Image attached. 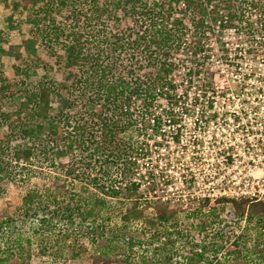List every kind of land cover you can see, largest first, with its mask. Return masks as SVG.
<instances>
[{
    "label": "trees",
    "instance_id": "16d2710c",
    "mask_svg": "<svg viewBox=\"0 0 264 264\" xmlns=\"http://www.w3.org/2000/svg\"><path fill=\"white\" fill-rule=\"evenodd\" d=\"M10 1L16 8L23 5L35 12L32 19L36 20L33 21L36 31L23 37L17 47H25L27 52L40 57L42 44L61 46L63 53L57 55L56 62L64 61V68L69 71L71 79L66 76L61 82L62 90L71 97L69 107L73 105V99L92 105V119L95 120L94 127L97 126V129H90V123L73 125L70 115L63 117L59 112L53 115L52 102L59 89L52 88L55 85L47 81L31 87L14 109V99L21 94L25 82L0 76V99L5 108L0 112V118L9 117L5 120L7 133L0 137V167H3V156L10 152L11 143L30 135L32 125L45 135L47 142L14 148V160L32 163L39 151L50 153L54 160L65 158V161H58L59 166L66 168L64 182L46 190L39 186L28 189L21 203L24 216L36 218L43 214L40 219L47 221L45 213L49 206L56 205L53 215L62 211L68 219H81V222L119 218V226L101 229L92 236L93 240L97 236L102 240L99 243L101 249L90 253L89 264H175V254L166 250V246H173L177 239H187L180 227L181 212L187 219H198L203 231L213 215L224 213L240 219V226L244 220L246 225L255 222L264 230V200L226 196L197 198L183 207L175 202L174 195L163 199L159 192L161 183L162 186L171 183V179L163 176H170L169 170L175 167L172 164H178L186 152L181 148L185 137L182 127L200 120L217 119L220 111L216 105L227 104L224 97L229 93L240 94L244 88H251L250 97L243 100L244 106L257 108L262 105L259 93L263 85L249 86L247 79L257 73L264 74V63L261 62L264 60V23L261 22L258 29H254L252 22L247 23L243 9L237 5L240 0H221L224 7L220 6V0L211 4L212 7L207 0H155L153 3L144 0H104L99 3L92 0L90 11L83 15L98 25V31L107 32V20L117 22V29L107 34L104 45V41L97 40L96 43L94 40L95 44L85 37L75 23L73 26L62 24L56 4L72 3L71 15L74 17L79 14L74 0ZM248 1L255 15L264 21V0ZM122 5L126 16L144 15L150 28L141 33L128 32L125 22L119 23L118 12ZM222 8L227 10L226 13ZM238 30L245 33L246 39L244 44L236 43L240 53L232 54L228 42L221 36L231 31L234 39ZM232 43L235 44L234 40ZM219 60L226 65L221 67ZM247 62L249 66L244 67ZM181 66L184 73L179 69ZM228 70L230 79L237 72L245 75L241 81L219 84L215 75L219 73L226 77ZM259 79H263V75ZM252 96L253 101L250 100ZM48 119L59 124L58 127L49 129ZM129 129H133L135 138L127 136ZM170 141L177 146L171 148ZM161 149L166 152L162 157L164 165L159 167L156 152ZM111 168L117 170V175L110 173ZM97 169L98 175H93ZM104 175L109 177L104 178ZM68 176L71 181L79 182L78 189H69L65 183ZM74 182L71 186H75L77 182ZM149 209L154 214H149ZM3 219V224H9L13 218L8 215ZM140 219L156 228L152 238L165 240L150 256L142 253L141 259L134 261V248L140 242L132 235L127 239V234L129 223ZM241 235L235 236L234 247L240 246ZM223 248L222 239L221 242L213 237L209 241L204 239L202 243L194 244L182 264H236L238 249L230 252L233 254L231 260L222 261L219 253ZM84 250L81 247L74 255L79 256ZM11 260L14 264L20 261L18 257Z\"/></svg>",
    "mask_w": 264,
    "mask_h": 264
},
{
    "label": "rangeland",
    "instance_id": "374dc122",
    "mask_svg": "<svg viewBox=\"0 0 264 264\" xmlns=\"http://www.w3.org/2000/svg\"><path fill=\"white\" fill-rule=\"evenodd\" d=\"M98 1L99 3H103L104 0ZM144 1L153 3L155 0ZM74 2L77 4V11H79V14H77L78 16L74 17L71 15L74 10V5L72 3H67L64 6L59 3L58 5L56 4L58 12L60 11L58 17L60 20L63 19V25L69 24L73 26L75 23L77 28L83 30L85 37L92 42L96 40V43L98 42L97 40H100V42L104 41V39L107 38V34H110V32L116 28V21L107 20L109 26L105 28L107 32H104L106 35V37H104L105 35L103 32L97 30L98 25L88 21L83 15L84 12L90 11L89 9H91L90 7L93 1L74 0ZM207 2L208 5L210 4V7H212L211 4L218 2V0H207ZM219 3L221 7H224V3L221 0ZM237 3L238 7L242 8V12L245 13L246 22H252L255 25L254 29L260 28L261 22L264 23V21L258 18L259 15H255L249 1L240 0ZM222 10L223 13L227 11L224 8H222ZM125 13L126 11L122 5V9L118 12V17L121 19L119 23L125 22V25H127V28L130 30L128 32L141 33L145 28H150L149 20L144 15L138 14L133 16V14H131L130 17L126 16ZM34 14L35 12L33 9H27L23 5L16 8L12 5V1L0 0V76L19 83H22V81L25 82L22 86L21 94L14 99V109L19 106L20 100L25 96L23 94L28 93L31 87L37 82L47 81L55 85L52 86V88L59 89L58 96H56L55 100L52 102L55 107L53 115L59 112L63 114L64 117L67 114L71 116L70 120L73 125L90 123V129H97V126L94 127L95 120L92 119V105H84L73 99L72 108L69 107V98L71 97L68 98V95L65 94L61 87L62 81L67 77V79H71L68 76L69 71L64 68V61L56 62L58 58L57 55H59L60 52L63 53L61 46L56 45L51 47L48 44H42L40 57L30 54L25 47H17L23 37H27L29 32L36 31L33 22L36 20L32 19V17L35 16ZM262 17L264 19V16ZM124 26L122 28H124ZM232 36L233 34L229 31L222 34L221 38L228 42L232 54H239L240 49L239 47L237 48L236 43H245V33L238 30L234 39H232ZM235 37L237 38L236 40ZM232 40H234L235 44L232 43ZM213 41L218 42L215 38H213ZM102 43L104 45L105 41ZM219 52L222 53L221 51ZM261 62L264 63L263 60H261ZM218 63L221 67L226 65L221 60H219ZM247 66L248 65H245V67ZM179 69L181 73H184L185 69L183 66ZM226 74V77L219 76V73L215 75L219 84L227 85V83H229L228 81L231 80L230 70H228ZM1 111H5V108L2 106L0 99V112ZM8 119V116H5L4 119L0 118V137L7 133L8 128L5 120ZM46 125L49 129H56L59 124L48 119ZM31 127L33 131L30 135L11 143L10 152L3 156V167H0V264H14L11 259L15 257H18L20 260L19 264H89L90 253L97 249H101L99 243L100 240H102L100 236H97L96 239L93 240L92 236L95 234L97 235L101 229L110 230L111 228L119 226L121 221L116 217H114V219H87L85 222H81V219H68L62 214V211L61 213L58 212V214H52L56 205L49 206L45 213L48 218L47 221L43 222L42 219H40V217H43V214L36 218L24 216L21 203L28 189L36 186H39L42 190L55 187L64 182V176L66 175V168H62L58 165V161H63L65 158L54 160L50 153L47 155L43 151L38 150L39 152L37 156L33 157L32 163H27L26 161L17 163L14 160V148L29 146L31 143L38 144L47 142L42 132L40 133L34 125ZM187 127H189V125ZM126 134L133 138L136 137L133 133V129H129ZM239 170H241L240 166L235 168L232 175ZM116 172V169H110L111 174L117 175ZM96 173H99L98 169L94 170L93 175ZM103 177L108 178L109 176L104 175ZM163 178L169 179V176L164 175ZM67 179L65 183L70 187L69 189L71 191L79 188L80 184L78 181H76L77 183L71 181L70 176H68ZM70 181L72 183L74 182V184L76 183L75 186H71ZM224 182L226 181H223V183ZM161 187L159 192L164 196L168 194V192L164 190V186ZM91 188L94 190L93 186H91ZM142 188L145 190L144 186ZM186 192L187 190L184 192L175 190V202H179V205L183 207H186L192 200L197 199L191 197L188 200H184L183 194ZM70 193L71 192H69V195ZM186 197L190 196L187 195ZM148 213L154 214L152 209H149ZM8 215L13 219L9 221V224H3V218ZM180 216V227L184 230L189 242H187V239L182 238L179 240L177 239L173 246H166V250L174 252L175 256L173 260L175 264L183 263V260H185L184 256L190 253L195 243L200 244L204 239L209 241L212 237L218 242H221L222 239V243L225 245V248L219 253L220 260H231L233 254H230V252L234 249H238L236 264L264 263L262 260V255L264 253V230L261 229L257 223L254 222L246 225V222L243 220L240 226L241 220L234 219L231 214H215L206 230L203 231L200 230L198 219H187L183 212H181ZM98 224H100L101 227L98 228ZM129 224L130 232L127 234V239L132 235L140 242V245L134 248L136 252L134 261H139L142 253L150 256L156 247H162L165 239L161 238L158 240L152 238V234L156 231V228L150 226L147 221L143 219L132 220ZM160 229L162 228L160 227ZM240 233H242L240 246L234 247L232 243L235 240V236L240 235ZM81 247L85 250L82 251L79 256H75L74 252L77 253ZM129 264L137 263L132 262Z\"/></svg>",
    "mask_w": 264,
    "mask_h": 264
},
{
    "label": "built area",
    "instance_id": "2783aa9c",
    "mask_svg": "<svg viewBox=\"0 0 264 264\" xmlns=\"http://www.w3.org/2000/svg\"><path fill=\"white\" fill-rule=\"evenodd\" d=\"M245 65L249 66L248 62ZM244 75V72L234 73L231 80L241 81ZM261 75L263 79H259ZM247 84L263 85L259 93L263 100L261 106L249 108L243 105L251 91V88H244L240 94L229 93L224 97L227 104L216 105L220 111L217 119L200 120L182 127L185 137L181 148L186 152L169 170L171 174L167 176L171 183L164 186L168 194L163 195V199L175 195V190H187L183 194L184 200L221 196L264 200V74L250 76ZM250 100H254L253 96ZM170 143L171 148L177 146L173 141ZM165 152L164 149L156 152L159 167L164 165L162 157ZM239 166L241 170L232 175Z\"/></svg>",
    "mask_w": 264,
    "mask_h": 264
}]
</instances>
